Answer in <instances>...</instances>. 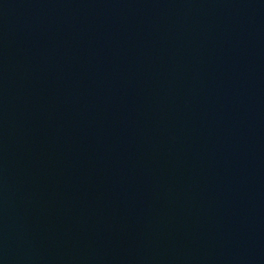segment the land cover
<instances>
[{
    "label": "water",
    "instance_id": "95a60500",
    "mask_svg": "<svg viewBox=\"0 0 264 264\" xmlns=\"http://www.w3.org/2000/svg\"><path fill=\"white\" fill-rule=\"evenodd\" d=\"M0 264H264V0H0Z\"/></svg>",
    "mask_w": 264,
    "mask_h": 264
}]
</instances>
